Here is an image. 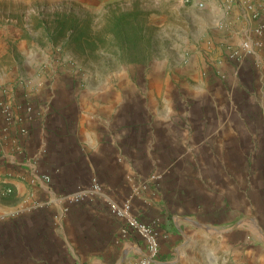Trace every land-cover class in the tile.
Returning <instances> with one entry per match:
<instances>
[{
  "label": "crops",
  "instance_id": "obj_1",
  "mask_svg": "<svg viewBox=\"0 0 264 264\" xmlns=\"http://www.w3.org/2000/svg\"><path fill=\"white\" fill-rule=\"evenodd\" d=\"M62 1L0 0V57L14 61L0 68V264H136L145 242L112 212L126 202L136 221L156 223L155 264L195 260L191 245L204 237L195 229L236 241L241 232L226 231L243 211L244 167L264 168V51L216 62L252 37L242 0L227 15L211 2L193 37L201 61L208 45L217 50L210 70L185 71L188 98L175 101L176 89L163 108L91 74L75 84L67 70L62 81L57 50L37 40L75 10Z\"/></svg>",
  "mask_w": 264,
  "mask_h": 264
},
{
  "label": "rangeland",
  "instance_id": "obj_2",
  "mask_svg": "<svg viewBox=\"0 0 264 264\" xmlns=\"http://www.w3.org/2000/svg\"><path fill=\"white\" fill-rule=\"evenodd\" d=\"M187 1L194 0H104L98 3L62 1L61 7H76L68 16L75 17L86 26L85 31L90 40L96 43L94 48L86 46L84 41L80 44L65 42L62 33H52L48 28L38 30L40 18L33 19V26L35 31L38 30V42H49L53 54L57 50L58 58H54L52 64L55 61L62 63V81L67 79V74H64L67 70L75 84H85L91 74L93 80H109L110 83L131 86L132 98L138 95L133 89L139 87L148 106L153 107L156 102L163 108L166 101L174 99L176 89H179L180 94L175 101H186L188 98L190 89L187 83L192 82L184 74L185 71L194 67L195 63H199L197 68L201 69L203 76L210 70L217 50L212 51L208 45L207 50L210 51L201 61L193 37L195 34H204V17L206 10L209 13L211 2L220 3L225 15L232 12L234 5L241 3V0L233 2L227 11L223 0H201L205 7L199 10ZM243 1L256 4L254 0ZM137 10L143 13L140 19L145 25L143 35L147 44L140 46L137 51L123 52L112 42L113 36L105 31L107 19L113 14ZM42 20L49 23L53 19L44 15ZM202 39L200 37L199 40ZM134 57L140 62H131ZM13 62L10 58L0 57V68H8ZM242 175L243 211L236 219V228H231L234 223L232 221L226 231L229 233L236 230L242 235H238L236 241L233 236L223 240L217 232L208 231L205 227L202 230L195 229L203 233L204 237L191 245L190 256L195 260L186 264H264V168L251 170L244 167ZM208 234H211L210 238ZM225 240L227 249L222 242ZM235 243L241 246L240 251L234 250Z\"/></svg>",
  "mask_w": 264,
  "mask_h": 264
},
{
  "label": "built area",
  "instance_id": "obj_3",
  "mask_svg": "<svg viewBox=\"0 0 264 264\" xmlns=\"http://www.w3.org/2000/svg\"><path fill=\"white\" fill-rule=\"evenodd\" d=\"M224 7L228 11L231 9V4L238 0H223ZM192 4L196 9L202 10L205 3L201 0L187 1ZM243 8L249 14L251 22L253 23L250 33V38L242 40L236 45H228L222 49L220 59L216 62L217 66H221V62H229L234 65H239L248 59L255 58L262 51H264V8L256 5L251 1H243ZM219 69V67H218ZM219 72V70L217 71ZM220 77L221 71L219 72ZM3 108V107H2ZM4 111L6 109L4 108ZM49 180L48 177H45ZM92 189L95 192H100L101 187L93 180ZM8 193L10 190L7 191ZM113 214L123 220L126 227L135 231L145 242L146 250L144 255L136 262V264H155L156 258L159 253L158 234L156 232V223H140L136 221L131 215V205L129 202L124 203L122 206L112 207Z\"/></svg>",
  "mask_w": 264,
  "mask_h": 264
},
{
  "label": "trees",
  "instance_id": "obj_4",
  "mask_svg": "<svg viewBox=\"0 0 264 264\" xmlns=\"http://www.w3.org/2000/svg\"><path fill=\"white\" fill-rule=\"evenodd\" d=\"M143 13L141 11L125 12L120 14H113L108 17L105 31L107 34L113 36L114 41L119 49L123 52H134L140 46H145L147 40L143 31L145 25L140 19ZM86 26L81 24L79 20L72 16H62V38L67 37V42H76L80 44L82 41L86 46L94 48L96 43L90 40V36L86 33ZM87 34V35H86ZM89 36V37H88ZM83 38V39H82ZM101 42L103 43L104 41ZM83 46L84 45H80ZM147 60V57H144ZM131 62H140L134 57Z\"/></svg>",
  "mask_w": 264,
  "mask_h": 264
}]
</instances>
